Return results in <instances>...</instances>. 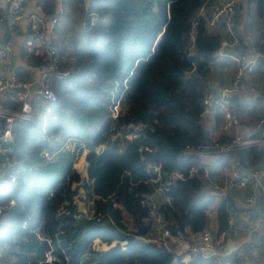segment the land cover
Instances as JSON below:
<instances>
[{
    "label": "trees",
    "instance_id": "obj_1",
    "mask_svg": "<svg viewBox=\"0 0 264 264\" xmlns=\"http://www.w3.org/2000/svg\"><path fill=\"white\" fill-rule=\"evenodd\" d=\"M255 1L262 15L264 0ZM56 2L42 0L41 7L54 13ZM201 2L60 0L62 17L54 25L52 42L57 46V67L68 74L50 76L56 93L53 102L46 104L35 95L32 117L15 121L12 163L0 154V248L14 258L12 264H38L43 257L48 243L36 237L34 229L39 225L51 237L59 258L52 264H63L66 256L68 264H88V251L95 255L94 264H211L201 254L185 260L167 246L140 237L152 224L146 221L145 202L151 175L139 155L140 144L150 147L144 151L146 159L165 172L183 175L167 190L170 202L159 206L171 230H199L208 219L211 198L201 190L200 170L189 174L202 157L185 152L211 142L218 123L216 118L211 127L205 121L202 98L220 38L207 30L210 12L197 13ZM84 9V28L75 31L71 14ZM26 60L39 68L47 61L45 55L32 54ZM114 89L123 92L126 104L117 118L110 110ZM128 123L143 125L138 138H129ZM118 131L120 136L96 150L104 138ZM233 133L234 127L219 131L216 140L228 141ZM73 135H82L88 148L85 179L73 167L81 142L60 150L51 160L41 153L45 147L58 148ZM263 156L264 144L237 149L228 158L247 167L261 163ZM50 164L53 169L45 172L43 168ZM50 172L62 175L45 185L44 176ZM73 183L81 184L85 195L94 198L96 210L104 212L101 220L75 221L73 204H69L70 214H56L59 205L71 202L77 192ZM231 203L222 199L216 204L218 230ZM96 238L108 248L94 249Z\"/></svg>",
    "mask_w": 264,
    "mask_h": 264
},
{
    "label": "built area",
    "instance_id": "obj_2",
    "mask_svg": "<svg viewBox=\"0 0 264 264\" xmlns=\"http://www.w3.org/2000/svg\"><path fill=\"white\" fill-rule=\"evenodd\" d=\"M4 1L9 2L11 16L8 20V26L13 30L22 16L25 0ZM210 1L202 0L197 13L204 14ZM237 1L215 0L206 20V26L208 27L222 24L227 29L230 39H232L230 40L228 37L220 38L214 60L227 57L235 64V71L230 84L221 88V94H216L213 89H207L204 91L202 98L203 112L211 117L217 115L220 117L219 130L229 132L234 127V133L228 141L218 142L215 136L208 144L200 145L194 149L189 148L185 151L194 157H202L198 164L190 168L189 174L200 170L201 190L211 198L206 210L208 219L203 228L199 230L186 228L183 232L178 229L171 230L160 212L159 206L161 203L170 202L167 190L175 179L183 178V175L177 171H163L159 164L146 159L144 151L150 150V147L146 144L138 146L139 155L145 163V170L151 175L149 179L151 191L145 197V202L148 205L146 221L152 222L150 231L154 227L157 231L156 238L150 236V231L147 235L140 237L167 246L175 255H183L185 260L191 259L196 254H201L205 259L210 260L211 264H247L245 262L246 257L254 251V247L249 241L251 232L241 236L238 222L249 213H254L256 217L254 222L264 234V214L260 211L258 205V192L264 191V167L257 163L247 167L243 166L242 168H246V171H242L237 166L231 167L226 172L224 164V160L228 158L229 153L237 149L264 144V99L260 101L262 111L257 113L255 122L249 126L241 127L240 118L234 111L235 99H232L230 95V93L238 92L243 76L253 71L257 58L262 56L264 60V52H258L251 57L245 52L234 53L228 50L229 46L237 41L233 31L234 19L238 11ZM58 18L59 15L53 16L47 24L43 25L39 24L38 17L34 15L25 19V25L29 31L24 40L25 52L35 56L45 55L47 60L33 81H25L20 78L19 70L16 67H12L7 74L0 72V92L14 89V99L19 102V106L16 108L0 106V119L2 120L0 154L5 155V160L8 163L13 161L10 153L13 151L11 140L15 121L32 117L33 109L29 90L33 83L38 86V98L47 104L56 99V93L50 86V76L62 78L68 74V70L57 67V46L52 42L54 25ZM261 42L264 45V35ZM11 56V46L7 43H0V58L10 59ZM123 85L126 87V79L123 81ZM124 105L123 92L114 89L110 105L111 116L113 118L119 117L125 110ZM126 126L130 128L128 135L130 139L138 138L143 128L141 123H128ZM118 136H120L119 131L104 138L97 145L96 150L102 149L108 141ZM63 146L64 144H60L56 149L45 147L41 153L45 159L51 160ZM78 148L75 150V159L79 156ZM81 189L80 191L84 190ZM222 199H226V201L230 199L232 203L228 204L226 221L223 227L218 230L216 204ZM69 204L76 207V210L72 213L75 221L83 219L101 220L104 216L103 211L96 210L92 196L80 195L77 192L72 196L71 202L63 201L59 205L56 214L58 216L70 214ZM1 208L0 205V210ZM34 232L39 240H45L48 243V248L44 250L43 257L39 259L38 264H52L59 261L54 252L52 239L44 232L42 226L39 225L34 229ZM95 240H98L100 244L109 246L98 238L94 239L93 243ZM229 242H233L232 247H230ZM114 243L113 241L111 244ZM120 243L122 244V242ZM262 244L260 260L254 264H264V238ZM239 256L240 260L237 259ZM8 259V256L0 249V264H11ZM63 264H68V256H66V261Z\"/></svg>",
    "mask_w": 264,
    "mask_h": 264
},
{
    "label": "crops",
    "instance_id": "obj_3",
    "mask_svg": "<svg viewBox=\"0 0 264 264\" xmlns=\"http://www.w3.org/2000/svg\"><path fill=\"white\" fill-rule=\"evenodd\" d=\"M214 1L215 0H211L208 3L207 10L209 12L211 11ZM41 4L42 0H25L22 8V16L15 28L12 30L8 26V20L11 16L9 2L0 0V43H7L12 49V56L10 59L0 58L1 73L7 74L12 67H16L18 68L19 74L23 80L33 81L42 69L27 62L26 60L28 54L24 50V40L27 37L29 31L26 28L25 19L31 15H34L38 17L39 24L43 25L47 24L53 16L59 15L57 20L59 21L62 17V7L60 0H57L55 12L46 13L43 11ZM237 8L238 11L233 25V31L237 41L229 46L228 50L234 53L245 52L251 57H253L258 52H264L263 45L261 43V36L264 35V12L262 15L257 13L255 0H238ZM71 18L73 21L74 30L82 31L87 18L86 9L78 13H72ZM207 30L211 34L218 35L219 38L228 37L230 39L227 29L222 24H217L212 27L207 26ZM234 71L235 64L227 57L214 60L209 65V70L207 73V86L205 90H221V88L228 86L231 82V77ZM14 91V89H11L0 92V106L12 107L14 103L19 104V102L14 99ZM29 94L31 95V98L35 97V95L37 98L39 96L38 88L35 89L32 85L29 90ZM230 95L232 99H235L234 111L240 118V126L246 127L253 124L255 122V118L257 117V113L262 111L260 107V101L264 99V60L262 56L257 58L253 71L243 76L238 92L230 93ZM203 115L205 121L211 127L214 125L215 119L218 118L217 129L215 130V136H217V133L220 131V117H211L209 114L204 112ZM70 139L72 141L75 138L70 136L64 141ZM62 144L65 145L66 142H62ZM70 149H73V147L70 146ZM87 151L88 148L84 145V141H81V146L79 147V156L73 163V167L77 170L82 179H85L87 175V161L85 159ZM260 164L264 167V156L262 157ZM230 165V168L239 166L242 169L243 167V165L238 164L233 160H231ZM79 185L81 186L79 183H73L72 187L77 189L78 194H86L85 190L80 191L82 190V186L79 187ZM258 196V205L260 207V211L264 214V191H259ZM240 204L241 202L239 205ZM255 218L256 217L254 213H249L238 222L241 236L251 232V238L249 241L254 247V251L253 253L248 254L246 257L245 262L247 264H254L260 260L263 246L262 240L264 238V234L254 222ZM95 241L99 242L98 240ZM229 245L232 247L233 242H229ZM237 259L240 260V256Z\"/></svg>",
    "mask_w": 264,
    "mask_h": 264
},
{
    "label": "rangeland",
    "instance_id": "obj_4",
    "mask_svg": "<svg viewBox=\"0 0 264 264\" xmlns=\"http://www.w3.org/2000/svg\"><path fill=\"white\" fill-rule=\"evenodd\" d=\"M197 88H199V85L197 86ZM204 90L205 89H203V92H204ZM126 105V104H125ZM124 105V106H125ZM73 137L75 138V139H73L72 141H71V139L70 140H67V141H63V142H66V144L60 149V150H62V149H65V150H68V149H70V146L71 147H73V146H75V145H79L80 144V142L82 141L81 139H83V136L82 135H73ZM66 140V139H65ZM62 144V143H61ZM77 162V161H76ZM230 162H231V159L230 158H227V159H225L224 160V164H225V171L227 172L229 169H230ZM52 167V164H50L49 166L47 165L46 167H44L43 169H45L46 168V171L45 172H48V171H50L51 169H53V167ZM53 171V170H52ZM61 175H62V172H59V173H53V172H50V173H48V175H45L44 176V183H45V185H50V184H52V183H54L57 179H59L60 177H61ZM2 176V172H0V177ZM79 187H81L80 185H79ZM82 188V187H81ZM80 189V188H79ZM11 202V204L13 203V200H11L10 201ZM123 221L124 222H126L127 221V219H126V217H123ZM130 226H131V224H130ZM156 234H157V231H156V227H154L153 228V230L152 231H150V236H152L153 238H156ZM94 249H106V248H108V246L107 245H105V244H100V243H98V242H95L94 241V243H93V246H92ZM0 249H2V248H0ZM4 251V250H3ZM8 261H10L11 262V264L13 263V261H14V258L12 257V256H8ZM85 258H86V260L87 261H91V262H88V264H94V260L93 259H95V255L93 254V252L92 251H88L87 253H86V256H85Z\"/></svg>",
    "mask_w": 264,
    "mask_h": 264
},
{
    "label": "water",
    "instance_id": "obj_5",
    "mask_svg": "<svg viewBox=\"0 0 264 264\" xmlns=\"http://www.w3.org/2000/svg\"><path fill=\"white\" fill-rule=\"evenodd\" d=\"M33 88H35V89L38 88L36 83L33 84ZM215 92H216V94H221V90H219V89H215ZM242 171H246V168H242ZM175 260H177V257L173 258V261H175Z\"/></svg>",
    "mask_w": 264,
    "mask_h": 264
}]
</instances>
